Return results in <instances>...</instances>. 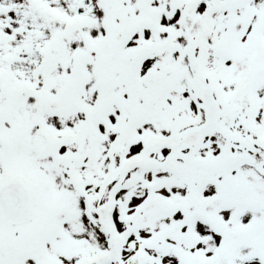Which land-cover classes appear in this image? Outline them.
Instances as JSON below:
<instances>
[{
  "label": "snow or ice",
  "instance_id": "1",
  "mask_svg": "<svg viewBox=\"0 0 264 264\" xmlns=\"http://www.w3.org/2000/svg\"><path fill=\"white\" fill-rule=\"evenodd\" d=\"M0 264H264V0H0Z\"/></svg>",
  "mask_w": 264,
  "mask_h": 264
}]
</instances>
